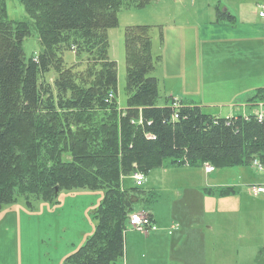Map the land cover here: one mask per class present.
I'll return each instance as SVG.
<instances>
[{
	"label": "trees",
	"instance_id": "16d2710c",
	"mask_svg": "<svg viewBox=\"0 0 264 264\" xmlns=\"http://www.w3.org/2000/svg\"><path fill=\"white\" fill-rule=\"evenodd\" d=\"M152 1L19 0L28 19L11 21L0 0V211L19 198L28 206L53 203L61 191L103 194L91 212L92 233L63 264H118L123 258L128 216L140 193L124 181L135 172L204 164L245 168L253 160L264 165V120L156 105L159 82L149 74L160 57L152 52L148 26L124 29L126 107L118 108L107 30L117 27L119 9H142ZM216 17L235 23L217 7ZM31 33L40 45L35 60L22 51ZM65 52L78 63L66 67ZM50 71L51 81L45 79ZM248 103L264 105V87ZM204 192L235 194L228 187Z\"/></svg>",
	"mask_w": 264,
	"mask_h": 264
},
{
	"label": "rangeland",
	"instance_id": "374dc122",
	"mask_svg": "<svg viewBox=\"0 0 264 264\" xmlns=\"http://www.w3.org/2000/svg\"><path fill=\"white\" fill-rule=\"evenodd\" d=\"M257 1L154 0L142 9H119L117 27L107 30L108 58L116 64L118 108L124 110L126 107L123 33L129 26L151 29L152 52L160 57L149 74L159 82L157 106H163L166 100L169 103L171 99L180 100L196 104L204 114L210 115H218L229 107L242 108L243 97H231L240 88L236 82L231 85L227 81V78H235L230 66L224 68L229 63L228 54L219 50L220 41H212L219 38L215 30L218 24L216 7L234 15L237 22H260ZM5 4L8 20L28 19L19 0H6ZM261 7L264 9V5ZM238 9L243 11L246 19L236 16ZM213 30L214 38L206 36ZM22 51L25 59L32 57L35 60L40 45L34 33L23 40ZM242 54L249 62L257 59L248 53ZM245 58L242 59L244 67ZM62 59L66 67L78 63L72 52H65ZM53 77V71L45 75L50 81ZM251 78V85H264V79L258 80L254 75ZM204 169L205 164L198 168L165 166L149 172L137 194L138 200L133 204L134 212L154 215L158 227H169L174 223L172 218L186 223V216L194 222L196 219L200 225L211 226L213 232L208 234L205 264H264V195L255 196L259 194L258 188L264 190V165L253 160L245 168L210 172ZM124 186H134L131 177L125 179ZM219 187L235 190V197L223 201L227 212L219 210L222 206H218V196L205 198L203 207L207 215L202 216L198 210L191 211L192 206L188 209V190H219ZM102 195L101 191H61L53 203L37 201L28 206L19 198L15 203L3 206L0 211V264H63L90 235L94 226L91 212ZM141 252L149 257L145 245L135 244L126 264H136ZM156 252L162 253L161 248ZM162 258L160 254V263L165 261Z\"/></svg>",
	"mask_w": 264,
	"mask_h": 264
},
{
	"label": "crops",
	"instance_id": "0c3cea01",
	"mask_svg": "<svg viewBox=\"0 0 264 264\" xmlns=\"http://www.w3.org/2000/svg\"><path fill=\"white\" fill-rule=\"evenodd\" d=\"M243 4L244 3H241V5ZM263 5L264 3L259 6L256 5V7H258L257 19L260 22H254L251 20L247 23H243V21L237 22L236 17L233 15L235 17L234 24L217 22L218 24L215 26L216 32L219 33V38L213 39L212 41L218 40L221 42V45L218 48L221 52L228 54L227 58L229 60V63H226L224 68L226 66H230L233 69L235 76V78H227V81L231 85L236 82V85L238 84V88H240L238 91L236 89L231 97H233L232 99H240L243 97V99L240 101L242 103V108L235 109L234 107H229L228 110L219 112L218 115L207 114L211 117L246 118L264 111V105L248 103V100L253 96L255 89L261 88L260 86L264 87V85H260L258 87L250 84L253 79L251 76L253 75L256 76L258 80L264 79V54L262 53L264 48V18L259 17V13L264 11L261 7ZM239 15L246 19L241 9L236 10V16L238 18ZM215 30L207 32L206 36L214 38ZM202 36H204V33ZM244 52L254 56V59L257 57V59L249 62L248 58H245L246 56L242 54ZM243 58L247 59L245 67L242 65ZM169 101L170 103L166 100V103L160 107L172 106L173 103H175L177 107H198L196 104L183 103L180 100L176 101L171 99ZM259 186L262 187V185H258L257 187ZM204 189L188 190L190 194L187 202V205H189L188 209L192 206L190 210L192 211L194 209V211H201L203 214L202 216L207 215V210L204 209L203 204L205 198L209 197V195L204 192ZM258 195L264 194L259 193L255 196ZM235 196L233 194L220 197L218 199V206L222 207L219 210L226 211V209L223 208V201ZM147 214L151 216V227L147 230V232L142 233L131 229L130 227L128 229L129 231L125 232L123 240L124 255L118 264H126L129 252L132 253L135 244L145 245L149 256L147 258V255H145L144 252H141L136 264H205L204 257H206V242L208 234L213 232V228L211 226L200 225L199 223H196V219L194 222L190 216H186V223L181 222L180 219L176 222L174 221V218H172L171 222L174 223L169 224V227H158V223L156 222L154 215H151L150 213ZM159 247L161 248L162 253L156 252V250L159 252ZM160 254L163 255L162 259H165V261H162L161 263L158 261V259H160Z\"/></svg>",
	"mask_w": 264,
	"mask_h": 264
},
{
	"label": "built area",
	"instance_id": "2783aa9c",
	"mask_svg": "<svg viewBox=\"0 0 264 264\" xmlns=\"http://www.w3.org/2000/svg\"><path fill=\"white\" fill-rule=\"evenodd\" d=\"M259 17H264V13L260 12L259 13ZM175 118H177L176 114L173 115V119H175ZM263 120H264V115L260 114L257 117V121L261 122ZM211 170H213L212 167H210L209 165H205V171L206 172H210ZM132 179L134 180L135 185L137 187H140L143 184V182H144V176L141 173H135L133 175ZM256 191H257V193H264V190H262L261 188H258ZM129 225L133 229H135L136 231L145 233L146 229L150 225V221H149V219H148V217L146 215L134 213V214L130 215Z\"/></svg>",
	"mask_w": 264,
	"mask_h": 264
}]
</instances>
